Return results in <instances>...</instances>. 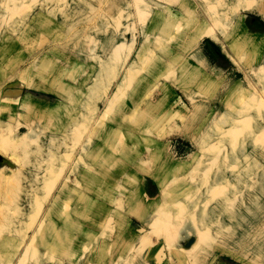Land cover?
Returning <instances> with one entry per match:
<instances>
[{
  "label": "rangeland",
  "instance_id": "rangeland-1",
  "mask_svg": "<svg viewBox=\"0 0 264 264\" xmlns=\"http://www.w3.org/2000/svg\"><path fill=\"white\" fill-rule=\"evenodd\" d=\"M248 1L0 0V264H264Z\"/></svg>",
  "mask_w": 264,
  "mask_h": 264
},
{
  "label": "bare ground",
  "instance_id": "bare-ground-1",
  "mask_svg": "<svg viewBox=\"0 0 264 264\" xmlns=\"http://www.w3.org/2000/svg\"><path fill=\"white\" fill-rule=\"evenodd\" d=\"M240 7H241V10H242V11H246V12H259V13H261V10H260L259 6H258L257 4H255V3H253V2L250 1V0H249L247 3H245V4L241 5V6L238 5V6H237V9L240 8ZM227 13L229 14V12H227ZM261 14H263V13H261ZM199 36H200L201 38H203V37L206 36V37H209V38H211V39H213V40H215V41H218V42L224 44V42H222L221 37H220L219 35H216L214 31H212V32H211V31H204V32H202ZM138 42H139V41H138V37L134 36V37H133V49H135V48L137 47ZM224 45H225V44H224ZM119 47H120V48L125 47V44H119ZM231 93H232V92H231ZM234 94H238V97L242 96V97L246 98L247 96H249L250 92H249V91H246V90H237V91L234 92ZM246 116H248V115L244 114V115L239 116V114H238V115L236 116V122H235V125H234L232 128H230L229 130L235 128L237 122H238L239 120L243 119V118L246 117ZM262 129H263V126H262V128L257 129L258 132L256 131L255 134L258 135V134L261 132ZM26 136H27V134L24 133V134H21L19 137H21V138L23 139V138H25ZM183 136H184L185 138H187L188 140H190V142H192L190 136L185 135V134H183ZM254 140H255V139H254ZM254 140H253V141H254ZM254 144H256V140L254 141ZM254 146H255V145H254ZM259 177H260V176H259ZM255 185H256V186H255ZM255 185H250V187L253 188V189H255V188L257 189V188H259V186H260L259 183L255 184ZM254 187H255V188H254ZM261 187H262V186H261ZM196 245H197V244L193 245L192 248L195 249Z\"/></svg>",
  "mask_w": 264,
  "mask_h": 264
},
{
  "label": "crops",
  "instance_id": "crops-1",
  "mask_svg": "<svg viewBox=\"0 0 264 264\" xmlns=\"http://www.w3.org/2000/svg\"><path fill=\"white\" fill-rule=\"evenodd\" d=\"M9 92H10V91H9ZM11 92H16V91H12V90H11ZM17 92H18V91H17ZM16 95H17V97H18V96H20V93H19V95H18V93H17ZM11 103L13 104L14 101H12Z\"/></svg>",
  "mask_w": 264,
  "mask_h": 264
}]
</instances>
